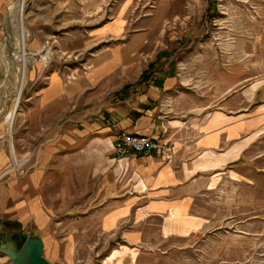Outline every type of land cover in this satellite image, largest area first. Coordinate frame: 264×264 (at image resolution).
Here are the masks:
<instances>
[{"label": "crops", "instance_id": "0c3cea01", "mask_svg": "<svg viewBox=\"0 0 264 264\" xmlns=\"http://www.w3.org/2000/svg\"><path fill=\"white\" fill-rule=\"evenodd\" d=\"M120 30L113 25L100 39L120 37ZM136 40L103 50L72 86L51 75L37 98L29 99L23 117L18 115L17 134L27 144L32 169L21 180L0 183V238L10 237L0 245L34 237L42 241L50 264H76V245L68 235L81 229L80 223H70L69 201L90 194L102 207L94 214L101 232L128 221L142 225L148 217L163 225L171 211L196 217V203L213 190L212 179L220 184L235 181L231 173L240 175L252 143L242 144L264 128V104L254 107L260 122L247 133L243 93L221 97V86L207 74L188 70L183 75L171 66H155L157 71L138 81L134 91L108 103L103 89L115 88L118 81L116 87L125 90L132 82ZM88 103L92 106L84 109ZM123 134L158 138L165 146L121 159L113 145ZM262 135L264 130L257 138ZM6 165L0 149V175ZM139 180L144 190L138 189ZM129 232L127 240H137L135 231ZM0 264L11 263L0 253Z\"/></svg>", "mask_w": 264, "mask_h": 264}, {"label": "rangeland", "instance_id": "374dc122", "mask_svg": "<svg viewBox=\"0 0 264 264\" xmlns=\"http://www.w3.org/2000/svg\"><path fill=\"white\" fill-rule=\"evenodd\" d=\"M12 1L0 0V111L10 110L13 103L15 72L19 69H14V64H19L16 56L21 53L16 45L17 25L21 24L30 34L27 53L35 50L30 44L36 41L38 49L48 46L53 54L47 64L27 65L28 77L18 108L21 117L29 99L37 98L51 75L61 76L68 87L72 86L85 77L92 59L103 50L137 38L135 43L139 44L132 48V82L125 90L116 87L118 81L115 88L103 89L108 103L117 104L124 92L134 91L138 81L157 71L155 66H171L183 75L188 70L207 74L221 86V97L243 93L245 132L255 130L260 122L254 107L264 104V0H25L23 17L19 18L16 13L14 18L9 15ZM118 23L120 37L100 39ZM91 106L88 103L83 108ZM17 118L11 132L18 165L13 164L8 147L11 132L0 128V147L7 157L2 173L11 170L0 183L21 180L32 169L27 144L17 134ZM257 135L247 145L252 143L238 178L216 184L196 203V217L204 221L188 237L164 236L166 222L161 225L155 217H148L142 225L128 221L111 232H101L94 226V214L102 207L90 194H85L83 201H69L70 223H80L81 229L68 235L76 245V264H103L121 246L137 248L135 264H264V135ZM129 231L137 234L134 242L127 240L126 235L133 234ZM8 238L3 234L0 239L5 243ZM25 239L23 236L21 242L13 243L22 244ZM122 264H129V258Z\"/></svg>", "mask_w": 264, "mask_h": 264}, {"label": "bare ground", "instance_id": "6f19581e", "mask_svg": "<svg viewBox=\"0 0 264 264\" xmlns=\"http://www.w3.org/2000/svg\"><path fill=\"white\" fill-rule=\"evenodd\" d=\"M24 8H25V0H14L9 3L7 10L9 12V15H12V18H14L15 13L19 18L21 14L23 17ZM117 26L121 27L119 23ZM17 27H18V35L16 38V45L19 46L21 53L20 55L16 56V60L19 62V64L17 63L14 64V69L17 67L19 68L18 72L17 73L15 72V79H16L14 85L15 94L13 97V103L11 109L8 111H2V110L0 111V128L6 127L7 133L12 131L17 115H19L18 108L20 103V97L28 77L27 65L32 62L38 63L40 61L47 64L53 58L51 49L48 46H45L43 49H38L36 41H33L30 44V46L34 47L35 50L31 53H27L26 52L27 38L30 37V34L28 31H25V29L22 27L21 24L17 25ZM7 46L9 47V41L7 43ZM258 84H259L258 82L254 84L252 86V89H255L256 86H258ZM256 135L257 134L244 140L242 144L243 147H246L249 144L250 140ZM7 141H8V147L11 149L12 159L15 161V163L18 164L19 160L16 155L12 132L11 134L8 135ZM230 175L234 177V179L238 178V176H236L233 173H231ZM2 177L4 176L0 175V179ZM216 181H217L216 179H212V182L209 186L210 189L215 188L214 186L216 185ZM138 189L139 190L145 189V184L141 180H139L138 182ZM203 221L204 220L199 217L182 215L179 210L171 211L168 219H166V225L164 226L163 229V235L165 236L168 233H173L181 237H188L199 229ZM113 223L114 221L112 220V224ZM137 251H138L137 248L121 246L120 249L112 251L108 255V257L104 259L103 264H122V260L125 257L129 258V264H135L138 256Z\"/></svg>", "mask_w": 264, "mask_h": 264}, {"label": "built area", "instance_id": "2783aa9c", "mask_svg": "<svg viewBox=\"0 0 264 264\" xmlns=\"http://www.w3.org/2000/svg\"><path fill=\"white\" fill-rule=\"evenodd\" d=\"M164 146L165 145L158 138H149L139 134H123L119 139L116 140L113 146V151L116 156L124 159L131 154L161 152L164 149ZM29 159L27 160L28 162L30 161ZM12 162L13 164H16L13 159ZM10 171L3 172L1 175L6 176Z\"/></svg>", "mask_w": 264, "mask_h": 264}, {"label": "water", "instance_id": "95a60500", "mask_svg": "<svg viewBox=\"0 0 264 264\" xmlns=\"http://www.w3.org/2000/svg\"><path fill=\"white\" fill-rule=\"evenodd\" d=\"M43 243L38 238H26L22 244L12 247L0 245V253L7 256L11 264H50L43 256Z\"/></svg>", "mask_w": 264, "mask_h": 264}]
</instances>
